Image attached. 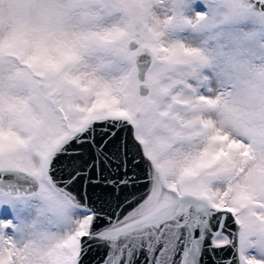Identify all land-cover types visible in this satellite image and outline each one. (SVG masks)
<instances>
[{"label":"snow or ice","instance_id":"obj_1","mask_svg":"<svg viewBox=\"0 0 264 264\" xmlns=\"http://www.w3.org/2000/svg\"><path fill=\"white\" fill-rule=\"evenodd\" d=\"M0 264H264V0H0Z\"/></svg>","mask_w":264,"mask_h":264}]
</instances>
